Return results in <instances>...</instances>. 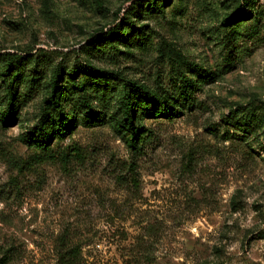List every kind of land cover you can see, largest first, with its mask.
Instances as JSON below:
<instances>
[{
    "label": "rangeland",
    "instance_id": "1",
    "mask_svg": "<svg viewBox=\"0 0 264 264\" xmlns=\"http://www.w3.org/2000/svg\"><path fill=\"white\" fill-rule=\"evenodd\" d=\"M134 1L0 0V264H67L71 248L73 264H264V0L230 25L239 0H162L138 42L95 43ZM122 79L181 108L154 117L136 97L135 147ZM64 116L65 136L31 140Z\"/></svg>",
    "mask_w": 264,
    "mask_h": 264
},
{
    "label": "trees",
    "instance_id": "2",
    "mask_svg": "<svg viewBox=\"0 0 264 264\" xmlns=\"http://www.w3.org/2000/svg\"><path fill=\"white\" fill-rule=\"evenodd\" d=\"M254 0H239L238 5L235 8L236 16H230L224 20L225 24H232L233 22L248 19V14L244 12L243 4L250 6L254 2ZM165 3L162 0H136L133 2V6L131 7L130 11L127 12L126 16L122 19L120 23H117L113 27H111L108 31L104 32L101 31L97 36H94L95 43H110L113 45H119L121 43H136L139 39L143 38V35L146 34L144 28L146 27L141 25L138 29L136 28V21L137 18L146 13L150 12H160L164 11ZM141 37V38H140ZM2 58L0 54V59ZM20 62H15L12 64L5 63V71L10 73L14 71V69H18ZM65 72L64 68H55L54 74L51 78L50 84V95L46 99L47 103L51 105L53 108H60L61 107V97L65 96L67 93V86L62 84L63 74ZM69 72L71 76L75 73L74 69H70ZM73 73V74H72ZM96 75V74H95ZM93 74L87 79L91 83H95L96 79L92 78ZM122 87H123V94L121 98L122 107L125 115L124 121L121 122V128L126 131V134L130 133L131 136V146L135 147L139 145L142 138L146 136V133L149 130L142 125L138 124L136 121L137 112L139 111V104L141 105L142 109H146V111H151V115L154 117L165 115L166 117L173 118L180 115V107L175 106L169 103L167 99V93L163 91L160 95L154 89H151L149 86L137 82H130L129 80L122 79ZM15 78L11 80V84L8 86L9 91V112L4 114V124L14 121L15 113L17 108L14 106L15 100ZM86 87L85 83L80 85V90ZM181 95H187V93L182 89ZM137 95V96H136ZM136 97H139L140 102L139 104L134 101ZM85 103L89 106V101L84 98ZM177 105V104H176ZM7 115V116H6ZM88 116V115H87ZM85 117L89 124H96L102 121V118H98L94 115ZM74 125V119L69 118L68 116H64L59 121L50 122L49 126L45 128L43 132H38L34 135L35 138L31 139L32 141L36 142V144L43 148L47 149L51 138L59 135L65 136L68 131ZM76 249L71 248L66 252V259L67 264H73V258L76 255ZM209 264V263H206Z\"/></svg>",
    "mask_w": 264,
    "mask_h": 264
}]
</instances>
